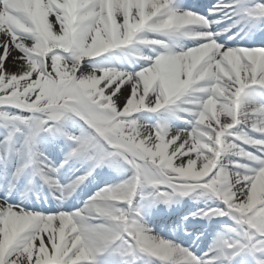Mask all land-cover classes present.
<instances>
[{
	"label": "snow or ice",
	"instance_id": "obj_1",
	"mask_svg": "<svg viewBox=\"0 0 264 264\" xmlns=\"http://www.w3.org/2000/svg\"><path fill=\"white\" fill-rule=\"evenodd\" d=\"M258 29L264 0H0V264H264ZM189 196L224 218L199 250L146 219Z\"/></svg>",
	"mask_w": 264,
	"mask_h": 264
},
{
	"label": "bare ground",
	"instance_id": "obj_2",
	"mask_svg": "<svg viewBox=\"0 0 264 264\" xmlns=\"http://www.w3.org/2000/svg\"><path fill=\"white\" fill-rule=\"evenodd\" d=\"M198 1H200L203 4L205 3V5H207V6H208V4L212 5L209 3L210 0H198ZM183 3L185 4L186 2H184V0H183ZM215 3H216V1L213 2V5ZM216 16H219V15H216ZM216 16L210 17V19H215ZM227 23H228L227 20L222 21V25H226ZM218 27L219 26H217L215 24L213 25V29L218 30ZM256 33H258V31ZM222 35L225 38H228L230 36L232 40H239V42L241 44H246V42L248 43L250 41L249 36L247 34L239 32L238 30H236L235 35H232L231 33H222ZM221 42H223V41H221ZM145 119L150 120V117L148 114H145ZM176 123L179 125L178 121ZM108 177H110V178H113V177L123 178V176L120 173H117V172L112 171L110 169H98L97 174H96L97 181H96V179L93 180V178L91 177L84 183V185L80 186L76 191L78 193H80V195H81V192H83V190H87V191L90 190L91 187L95 186V184L96 185L98 184L97 182H99L100 180H104V178H108ZM115 183H117V182H113L110 184H115ZM104 186H105V184L101 185L100 187H104ZM44 196H47L48 200H45L42 197L40 202H38V201L36 202L37 205L43 204V206H44L45 203H47L46 201L51 200V196L49 193H44ZM80 199H81V204H82L84 202V200H86L87 198L82 195V196H80ZM198 204L201 206L199 208L195 209V211H197L198 209L199 210L206 209L208 207H216L219 205V201L214 200V199H209V198H194L192 196H189L187 199L180 198L179 200L171 203L170 205H165V204L156 205L153 208V211L147 215L146 219L148 220V223H149V221H153V219L154 220L157 219L159 221H163L164 219H169V220L177 223V224H175L177 228L187 227L188 224H193L196 221V220L195 221L193 220V222H190L191 221L190 216L192 214H190L189 210H191L192 208H195L196 205H198ZM50 205H51L50 207H52L51 203H50ZM26 206H30V205L26 204ZM181 215H183V216H181ZM184 217H188V219L185 221ZM219 218H221V217H218L217 219H219ZM217 219L210 220L208 222L214 223L213 225H215V223H219V222H222L224 220V218H221L220 220H217ZM151 227L153 229H155L157 232H159L160 235H162V236H165L168 238H174V236H175V234H172V233L159 231L154 226H151ZM200 234H202V235L200 236ZM214 235H215V230H213V229L211 230V228H210L206 231V229H203V232H197V235L192 237V243L194 242L195 246L201 247V246H203V243H202L203 238L209 237L210 241H208L207 243L210 244L212 242V238Z\"/></svg>",
	"mask_w": 264,
	"mask_h": 264
},
{
	"label": "rangeland",
	"instance_id": "obj_3",
	"mask_svg": "<svg viewBox=\"0 0 264 264\" xmlns=\"http://www.w3.org/2000/svg\"><path fill=\"white\" fill-rule=\"evenodd\" d=\"M149 115V117H150V120H154L155 119V117L152 115V114H148ZM90 178V177H89ZM121 179H123V178H121V177H113V178H110V177H108V178H104V180H103V182L102 183H107V182H109V183H111V182H119ZM97 180V179H96ZM86 182V181H85ZM82 185H84V184H82ZM82 185H80V186H82ZM99 185H101V184H99ZM99 185H97V186H94L92 189H90V190H83V192H81V195L80 196H84V197H86V198H88V196H90V195H92L95 191H96V189H97V187L99 186ZM188 197H183V199H187ZM184 201V200H183ZM77 204L79 205V204H81V199L80 200H78V202H77ZM47 206H48V204H46ZM201 205H196V207H200ZM190 212L191 211H193V208L191 209V210H189ZM195 213H197V212H195ZM218 217H216L215 219H217ZM221 218H219V219H217V220H220ZM220 223L221 222H219V223H216L214 226H213V230H215L216 228H218L219 227V225H220ZM188 230V229H187ZM211 239V238H210Z\"/></svg>",
	"mask_w": 264,
	"mask_h": 264
}]
</instances>
